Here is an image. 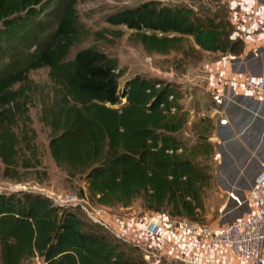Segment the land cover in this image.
<instances>
[{
	"label": "trees",
	"instance_id": "1",
	"mask_svg": "<svg viewBox=\"0 0 264 264\" xmlns=\"http://www.w3.org/2000/svg\"><path fill=\"white\" fill-rule=\"evenodd\" d=\"M58 1L61 14L46 43L14 70L0 68V158L6 168L19 157L17 134L5 122L24 92L14 85L46 66L54 88L52 101L42 103L40 120L50 128L48 149L56 166L69 178H83L81 196L105 207L129 206L139 198L149 216L199 223L212 175L210 165L198 159L208 158L212 146L200 139L188 146L176 135L187 122L176 84L135 75L120 87L117 59L91 46L69 59L78 39L77 0ZM45 2L0 0V43L16 33L29 37ZM105 21L135 32L148 51L167 53L186 37L204 51L242 49L228 19L184 5L147 0ZM134 249L47 196L0 192V264H26L34 257L42 264H151Z\"/></svg>",
	"mask_w": 264,
	"mask_h": 264
},
{
	"label": "rangeland",
	"instance_id": "2",
	"mask_svg": "<svg viewBox=\"0 0 264 264\" xmlns=\"http://www.w3.org/2000/svg\"><path fill=\"white\" fill-rule=\"evenodd\" d=\"M144 1L147 0H77L78 39L72 46L68 58L71 59L78 49L91 46L117 59L122 73L119 78L120 87L125 79L135 75L175 83L179 86L180 100H184L180 101L182 107L193 109V117L186 115L190 124L185 123L183 129L176 133L186 145L190 146L196 143L198 134L208 121V118L200 116L203 109L200 101H205L204 95L198 92L197 84L200 80L196 82L191 76L197 71L202 74L205 60L216 56L197 48L192 37H186L180 47L171 49L167 53L148 51L135 32L125 26L111 25L105 21V17L110 13L136 7ZM159 1L170 6L191 7L204 15L219 13L224 18L227 15L224 4L219 0ZM39 9L35 17L37 25L35 24L30 30L29 37L22 39L16 33L1 41L0 68L14 70L20 66L31 56L37 45L46 43L48 35L54 31L61 14L60 2L46 0ZM48 71L49 68L46 66L30 70L24 83L14 85V88L23 86L24 92L14 102L12 114H7L8 118L5 122L8 128L17 134L19 157L13 168H6L0 158V192L23 190L47 196L54 203L73 209L85 220L117 239L122 246L135 247L133 252L138 253L140 257L142 255L147 257L143 249L136 245L139 243L148 246L150 243V238L144 233L145 222L150 218L162 219L166 216L162 213L155 217L149 216L139 198L134 199L129 206L98 205L81 196V189H85L82 177L69 178L65 171L54 163L48 149L50 128L40 120L42 103L52 101L53 96L54 86ZM188 72L190 75H187ZM193 83L195 84L191 85ZM198 160L210 165L212 178L210 185L204 191V212L198 219L199 223H196L216 226L232 221L236 216L247 211V207L243 205L241 209L227 212L226 209L233 203L227 197L225 186L219 182L215 174L212 156ZM25 161L30 164L29 167L23 165ZM225 211L227 213L223 214ZM149 259L153 264L154 258L149 257ZM26 264H42V262L34 257ZM161 264L170 263L163 259Z\"/></svg>",
	"mask_w": 264,
	"mask_h": 264
},
{
	"label": "crops",
	"instance_id": "3",
	"mask_svg": "<svg viewBox=\"0 0 264 264\" xmlns=\"http://www.w3.org/2000/svg\"><path fill=\"white\" fill-rule=\"evenodd\" d=\"M221 3L226 9V19L234 29L231 37L242 41V49L238 54L203 50L213 53L216 57L205 60L202 74L197 71L191 76L196 82L200 80L197 84L198 92L205 98V101H200V106L205 108L201 110L200 116L208 118L207 124L202 128L204 133L201 131L197 140H205L212 146L210 156L214 160V171L219 182L225 186L226 194L235 186L236 192L244 195L251 188L259 171V161H264V99L246 93L238 81L244 71L264 73V33L257 25L264 15V0H222ZM231 87L230 95L225 98L223 94ZM176 91L181 110L193 117V109L182 107L180 101L184 100H180L177 85ZM223 117L227 119V124L219 123ZM186 123L190 124V121L187 120ZM232 203L233 205L226 209L227 212L243 208L237 206L234 201ZM180 219L185 222L188 220ZM219 225L210 226L216 228ZM176 245L178 243L173 239L165 243V246L171 247L172 252H175L174 255L177 254ZM183 252L187 255L195 252L200 264H242L228 249L207 255L197 244L194 245L192 240L185 245Z\"/></svg>",
	"mask_w": 264,
	"mask_h": 264
},
{
	"label": "built area",
	"instance_id": "4",
	"mask_svg": "<svg viewBox=\"0 0 264 264\" xmlns=\"http://www.w3.org/2000/svg\"><path fill=\"white\" fill-rule=\"evenodd\" d=\"M257 25L264 33V15L258 20ZM187 75L190 73L188 72ZM238 83L246 93L264 99V73L254 74L251 71H244ZM159 85L157 83L156 87ZM231 91L232 87L228 88L223 96L228 97ZM173 99L174 95L169 94L168 100ZM160 106L162 107L163 104ZM175 110V106L169 108L170 112ZM219 123L227 124V119L223 117ZM228 197L237 206L245 205L248 209L246 214L222 223L216 228L167 216L162 219L150 218L146 220L144 228L145 236L150 238L149 245L139 243L136 245L143 249L148 260L149 257L154 258L153 264H161L163 259L170 264H200L195 252L191 255L183 252V248L190 240L207 255L228 249L242 261V264H264V161H259V171L251 188L244 195H239L236 187L232 186ZM171 239L178 243L175 255L171 247L165 246V243L171 242Z\"/></svg>",
	"mask_w": 264,
	"mask_h": 264
}]
</instances>
